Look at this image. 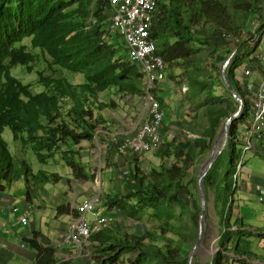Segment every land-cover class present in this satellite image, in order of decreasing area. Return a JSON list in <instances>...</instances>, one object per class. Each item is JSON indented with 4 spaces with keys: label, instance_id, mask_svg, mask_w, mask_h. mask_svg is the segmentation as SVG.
<instances>
[{
    "label": "trees",
    "instance_id": "obj_1",
    "mask_svg": "<svg viewBox=\"0 0 264 264\" xmlns=\"http://www.w3.org/2000/svg\"><path fill=\"white\" fill-rule=\"evenodd\" d=\"M170 1L168 5L159 2L153 38L168 72L179 71L189 86L194 111L185 128L200 137L179 140L174 149L164 141L154 152L161 165L148 171L142 169L139 157L134 162L126 160L128 165L122 169L127 173L113 178L123 191L107 196L105 207L123 211L125 219L138 223L137 229L129 234L118 231L113 224L94 234L90 261L93 264L188 263L198 236L200 200L196 174L189 182L185 180L202 156L211 151L218 125L239 107L220 75V66L233 52V44L224 34L242 38L248 33L251 29L248 18L260 15L264 0H175L176 5ZM109 23L107 0H0L1 193L21 180L28 182L35 193H48L47 185L63 179L44 169L35 172L27 156L24 157L28 154L45 166L59 156L66 172L75 180L94 177L80 163L79 146L93 142L99 136L98 130L110 124L103 112L114 109L116 101L111 97L106 102L101 95L137 96L143 94L145 85L140 69L127 59L124 43L117 46L111 42ZM38 51L45 60L41 72H37V83L43 89L34 91L30 84L13 76L12 70L22 66L26 73L32 74ZM244 56L241 44L227 69V77L243 97L244 106L231 126L225 150L205 177L206 194L213 192L216 201L226 190L231 191L230 180L238 158L235 130L251 109L231 75ZM58 70L71 74L72 80L54 75ZM6 128L13 140L18 141L19 157L7 145ZM104 144L107 150L119 151L116 143ZM228 148L232 151L230 165L225 157ZM173 158L172 163L165 162ZM148 213L159 222L160 233L144 226L142 220ZM57 214L75 216L76 211L68 204H60ZM229 214L230 211L222 227L227 243L222 242L221 234L222 252L213 257L212 264H228L229 252L246 257L251 253L250 242L243 250L240 243L252 233L244 235L245 231L231 230ZM231 233H237V240L228 247ZM39 236L34 232L28 239L36 253L33 264H60L56 248L50 243L42 244ZM197 262L196 257L194 264Z\"/></svg>",
    "mask_w": 264,
    "mask_h": 264
},
{
    "label": "rangeland",
    "instance_id": "obj_2",
    "mask_svg": "<svg viewBox=\"0 0 264 264\" xmlns=\"http://www.w3.org/2000/svg\"><path fill=\"white\" fill-rule=\"evenodd\" d=\"M70 1V0H64ZM161 4H170V0H160ZM177 3L173 0V5ZM261 11V10H260ZM261 15V14H260ZM259 14H254L248 18V24H251V20H258L261 16ZM111 35V42L114 45L121 46L123 43V38L116 32L110 30ZM25 43L29 44L28 40H25ZM39 55L38 62L35 64V71L32 74H28L25 72L24 67L17 66L12 70V75L20 78L24 83L30 84L31 88L35 91L39 89H43V87L37 83V72H41L44 64V58L41 57L39 51L35 52ZM69 74V73H68ZM66 75L64 71L58 70L54 73V75L66 76L72 80L73 76ZM79 77V76H78ZM170 78H168L169 80ZM174 82L172 79H170ZM143 94L135 95V96H117L110 93H103L101 95V100L109 102L111 97L116 101V107L114 109L105 110L103 113L105 117L110 121V124L107 126L108 128H100L98 130L99 136L93 140V142H84L79 146L80 151V163L84 166L87 173L90 175H94L92 179H88L86 181H80L73 179L65 170V167L61 163V159L59 156H56L54 160L48 162V165H40L34 156L32 155H24L27 156L28 160L32 164L33 170L36 172L39 169H44L49 172H54L63 177V179L55 184H49L46 186L48 193H44L42 191L35 193L31 189V185L24 180L13 182L12 184V196L17 197V200H27L28 195L30 194V205L32 207V211H34L33 215L29 216L30 221L20 227L29 230L32 224V219H35V223L39 230H45L47 233L48 231V241L51 243L57 250L56 258L60 262V264H93L91 261L92 258V244L91 247L89 246L86 251L88 255L87 258H75L69 252V248L66 249V245L63 243V234L65 232L67 224L73 219V215H58L57 214V206L60 204H68L70 207L74 209L76 205L81 203L83 199H96L100 198L98 209H102V213L106 215V212L111 211V208L105 207V200H106V193L109 191V188L112 186L117 189L118 186H114L118 184V181L115 178L117 175L120 176L122 171V163L125 157L117 152V150H107L106 145L102 142V140H106V143H116L120 138L134 134L137 131L138 127L141 124V121L144 117L145 113V105L143 100ZM120 97H127V98H120ZM132 98V99H131ZM223 122V120H222ZM222 122L218 125L217 135L222 126ZM241 122H245V119H242ZM240 122V123H241ZM236 134L239 136L240 132L237 129ZM102 137V138H100ZM4 138L7 142V145L12 149V151L16 154L21 156V151L18 148V141H14L12 138V133L10 129L6 128L4 131ZM108 141V142H107ZM20 143V142H19ZM110 143V144H112ZM223 143V138L220 139L218 146L220 147ZM215 145V141L212 143V147ZM242 150V144H236V153L239 156ZM264 147L260 146L257 147V152L250 151L246 156V167L250 171V177H257V178H264ZM122 152V151H120ZM128 153V152H125ZM211 151L204 154L200 159L198 164L197 170L195 172L196 176L201 171L202 166L208 159ZM120 154V155H119ZM131 156H135L133 154H129ZM232 156V151L228 148L225 152V157L227 163L230 165V159ZM140 158V159H139ZM137 160L139 162H143L144 166L142 169L148 171L152 167L160 166V159L155 155L154 152L148 153L145 155H140ZM169 159H166L165 162H168ZM174 161V158L173 160ZM238 161V160H237ZM235 162V164L237 163ZM164 164V163H162ZM102 177V179H101ZM231 182V180H230ZM119 185V189H121V184ZM232 191L226 190V192L222 195V200L220 199V205L226 206V202L228 203L229 196L231 195ZM7 193V192H6ZM102 198V199H101ZM9 202L15 201L13 197L7 198ZM214 197L211 194V198L209 203L207 202V213H206V232L205 237L202 245L198 248L195 258L197 257L198 264H212L213 257L221 253L220 247V236L222 234V242H226L227 236H223L222 229L218 227L215 223L212 225V215H214ZM22 206V205H20ZM259 206V205H258ZM37 207V209L35 208ZM248 207H245L243 211H246ZM106 210V211H105ZM224 210V209H223ZM220 212L219 216L225 217V213ZM114 211V210H113ZM151 212V211H150ZM149 212V213H150ZM144 216L142 222L144 226L149 229L150 231H158L160 233V229L158 228L159 222L156 221L155 218H151L150 214ZM224 213V214H223ZM116 216L115 229L120 232H125L129 234L135 233V229H137V222L125 219L122 214H113ZM225 219V218H223ZM56 220V222H55ZM56 223V224H55ZM172 223H175L173 221ZM261 224H264L263 222ZM56 226V227H55ZM55 227V228H54ZM51 229H54V233L52 234ZM106 229V228H105ZM261 231V230H259ZM257 232V231H256ZM246 231L245 234L246 235ZM226 235V234H225ZM235 234H230V239ZM168 236L171 237V234ZM167 236V237H168ZM243 236V235H241ZM251 241H246L242 239L240 243V249L243 250L247 246L246 244L249 243L250 252L248 257L236 256L232 252H229L227 255L228 260L226 263L228 264H264V234H257L252 232ZM164 243V241H162ZM29 246L31 244L28 241H25ZM229 245V243H228ZM233 245V244H231ZM91 249V250H90ZM248 249V248H247ZM232 257V258H231ZM242 257V258H241ZM254 257V258H253ZM256 257V258H255ZM241 259V260H240ZM231 260V261H230ZM237 260V261H236ZM249 260V262H248ZM76 261V262H75ZM195 262V260H194ZM241 262V263H240ZM244 262V263H243ZM263 262V263H262Z\"/></svg>",
    "mask_w": 264,
    "mask_h": 264
},
{
    "label": "built area",
    "instance_id": "obj_3",
    "mask_svg": "<svg viewBox=\"0 0 264 264\" xmlns=\"http://www.w3.org/2000/svg\"><path fill=\"white\" fill-rule=\"evenodd\" d=\"M198 1V0H192ZM160 0H107L109 7V30L116 31L122 38L127 49V59L135 64L144 78L143 100L145 105L144 117L134 134L122 137L120 150L127 154L145 155L156 152L164 142L162 128L164 111L156 99L155 90L166 80L167 66L157 53L156 41L153 38V21ZM260 19L251 22V29L242 38L225 33L227 41L233 44L232 56L237 53L241 44L250 51L244 56L240 65L236 66L234 78L243 84V95L251 106V118L238 142L242 144V156L236 163L232 177V203L242 190L243 174L245 171V156L250 151L257 152L256 140L264 139V6L260 11ZM246 57V59H245ZM245 62L258 64L246 65ZM243 66V67H242ZM256 69V73L252 68ZM263 70V71H262ZM188 86L183 85L178 92L186 93ZM189 138L197 135L185 131ZM127 171H122L125 175ZM258 201L264 202V185L255 186ZM10 198V197H9ZM100 198L85 199L74 207L76 216L67 224L63 234L64 245L70 247L69 252L75 258H87V248L91 247L94 234L111 227L116 221L98 209ZM8 213L15 219L16 224L23 225L30 221L31 209L10 202ZM229 207V206H228ZM4 210V209H2ZM6 211V210H5Z\"/></svg>",
    "mask_w": 264,
    "mask_h": 264
},
{
    "label": "crops",
    "instance_id": "obj_4",
    "mask_svg": "<svg viewBox=\"0 0 264 264\" xmlns=\"http://www.w3.org/2000/svg\"><path fill=\"white\" fill-rule=\"evenodd\" d=\"M153 25H154V21H153ZM262 45H263V49H264V37H263ZM156 46H157V42H156ZM249 54H250V51L248 49L246 50V48H244V55L247 56ZM245 59H246V57H245ZM245 64L246 65L258 64V62H253V63L245 62ZM233 68L234 69H232L231 75L234 78L235 77L234 72H235L236 67H233ZM251 68H252L253 72L256 73V69L254 67H251ZM168 71H169V69H167L166 80L164 82L160 83L158 85V88L156 89V98L158 101L160 100L159 102L162 105V109L163 110L165 109L164 110V116H165L164 120L165 121L163 123V128L161 130L164 133V135L162 133L163 140L165 142L170 143L171 144L170 147H172V149H174L176 146V143L179 140L182 141L185 138L192 139L186 135V132H185L186 128L185 127L188 126L187 121H189L193 115L192 111H194V107L192 106V103L190 102V97H191L190 96V90H188L186 93L178 92V89L180 87H182L183 85L188 86L186 81L181 76V73L179 71L171 70L170 74H169ZM168 78L172 79L174 82H172L170 79L168 80ZM234 80H235V78H234ZM236 83H237V85H239V88H240L241 92L243 93L244 92L243 84H241L237 81H236ZM188 88H189V86H188ZM250 108H251V106H250ZM250 118H251V109H250V112L248 114V117H245V122L239 123L237 128H236V130L237 129L239 130L240 135L242 133H244L246 127L248 126V124L250 122ZM236 130H235V136H236L235 142L238 144V143H240V142H238V138L240 135L238 136L236 134ZM195 135H197V134H195ZM197 136L200 137L199 135H197ZM217 137H218V135H217ZM217 137H216V139H217ZM121 139L122 138L119 139L120 143L117 144V142L119 140L116 142V144L119 148V151H117V152L122 151V150H120V145L122 143ZM216 139H215V142H216ZM255 144H257L258 147H260V146L264 147V139L256 140ZM214 146L212 147L211 152H212ZM120 153H122V155L125 157V159L122 163L123 166L128 165L126 160H130V161L134 162L135 158L140 156V155H135L133 157V156H131V155H129L123 151ZM241 156H242V153H240V155L238 156L236 161L239 160V158ZM245 160H246V156H245ZM159 161H160V163H159V165H160L161 160H159ZM246 161H245V171H244V174L242 177L243 178L242 190H241L240 194L237 195V199L232 203L233 207L231 206L230 209H227L228 203H231V202H229L230 196H229L228 203L226 202L227 207L224 206V204L220 205L219 204L220 201H216L214 198L215 202H214V215H212V225L216 223L218 225V227L220 229H222V227L224 225V221L226 220L223 218H225L226 216L221 217V216H219V214L224 209L223 212L225 213V215L227 214L228 210L230 211L229 218H230V223L232 225L231 230H233L234 232L246 231V232H250V233L255 232L257 234H264V224H261L262 222L264 223V202L261 203L258 201L257 193L255 191V186L257 184L264 185V178L262 179V178H257L254 176L250 177L249 176L250 171L246 167ZM143 162L141 163L142 167L144 166ZM168 162L170 164L173 161L168 160ZM199 162L200 161H198V164H199ZM198 164L195 166L193 171H191L192 173L188 177H186L185 183L189 182L190 179L194 176V174L197 170ZM131 166H132V164H131ZM121 170H124V169H121ZM231 184H232V180H231ZM114 186H118L117 189H115L113 187V184H112V186L109 188V191L106 193V197L109 195H115V194L123 191L122 188L119 189L118 184L115 185V183H114ZM11 188L6 191L7 193L6 192H3V193L0 192V264H33L35 259H36V253L34 252L32 246H29L27 243H25V241L29 242L28 239L31 237L32 233L36 232L37 234L40 235L39 239H43L42 244L45 242L49 243V241H48L49 239L47 237L49 231L46 233L45 230H41V229L39 230V228L37 227V224L34 222L35 219H32V224H30L31 227L29 228V230H26L25 228L20 227V225L16 224L15 219L11 218V216L8 213V207L10 206L11 203L9 202V200H7V198L13 197V199H15V201L12 202L13 204H19V205H23L25 207H29L31 209V211H32V207L30 205V199H27L25 201L24 200H17L18 199L17 197L12 196V194H11L12 189ZM191 189H192V194L196 195V192L193 189V187H191ZM211 194L213 195V197H215V194L213 192L208 194V196H207V202L208 203H209V200L211 198ZM84 200L85 199H83V201ZM199 200H200V196H199ZM221 200H222V197H221ZM245 207H248V208L246 211H243V209ZM35 208L37 209V207H35ZM2 209H4V210H2ZM33 213H34V211L31 212V216L33 215ZM119 213L123 215V211H120L118 208L114 207V208H111V211L106 212V215L116 218V216H114L113 214L118 215ZM55 222H56V220H55ZM259 230H261V231H259ZM51 231H52V234L55 232L54 229H51ZM233 234H235V235L228 242L229 243L228 247H230L231 244H234L237 240V233H233ZM244 239L251 241V239H253V238H252V236H250V237L246 236V237H244ZM251 243H252V241H251ZM50 245H51V243H50ZM68 248H70V247L66 246V249H68ZM228 255L231 256V254H228Z\"/></svg>",
    "mask_w": 264,
    "mask_h": 264
},
{
    "label": "water",
    "instance_id": "obj_5",
    "mask_svg": "<svg viewBox=\"0 0 264 264\" xmlns=\"http://www.w3.org/2000/svg\"><path fill=\"white\" fill-rule=\"evenodd\" d=\"M233 56L231 55L224 63L220 66V75L222 82L225 88L232 94L234 100L238 103L239 107L238 110L233 113L229 118H226L221 126L219 131L218 137L215 142V146L209 155L208 159L204 163L201 168L199 175L197 176V187L200 196V215H199V229H198V236L196 240V244L192 248L189 253L188 263L187 264H194L195 256L197 253L198 248L202 245L205 237L206 232V213H207V195L205 189V177L213 167L214 163L218 159V157L223 153L225 150L229 138H230V129L232 124L240 117L243 106L244 100L243 97L234 89L232 84L230 83L227 77V68L232 61ZM223 138V143L219 147L218 143L220 139Z\"/></svg>",
    "mask_w": 264,
    "mask_h": 264
},
{
    "label": "bare ground",
    "instance_id": "obj_6",
    "mask_svg": "<svg viewBox=\"0 0 264 264\" xmlns=\"http://www.w3.org/2000/svg\"><path fill=\"white\" fill-rule=\"evenodd\" d=\"M156 48H157V46H156ZM228 67H229V66H228ZM227 69H228V68H227ZM169 74H170V73H169ZM157 88H158V87H157ZM155 94H156V90H155ZM182 94H183V93H182ZM142 96H143V95H142ZM127 99H128V98H127ZM131 99H132V98H131ZM156 99H157V98H156ZM159 101H160V100H159ZM159 101H158V102H159ZM159 103H160V102H159ZM160 104H161V103H160ZM161 107H162V105H161ZM164 110H165V109H164ZM164 110H163V111H164ZM164 117H165V116H164ZM164 121H165V120H164ZM162 133H163V132H162ZM163 135H164V133H163ZM107 142H108V141H107ZM104 143H105V142H104ZM110 143H112V142H110ZM113 144H114V143H113ZM116 145H117V144H116ZM116 147H117V146H116ZM121 154H122V153H121ZM119 155H120V154H119ZM226 207H227V206H226ZM232 207H233V206H232ZM232 213H233V212H232ZM231 219H232V218H231ZM236 221H237V220H236ZM234 226H235V225H234ZM238 229H239V228H238ZM238 229H237V230H238ZM245 240H246V239H245ZM246 241H247V240H246ZM90 250H91V249H90ZM241 258H242V257H241ZM253 258H254V257H253ZM255 258H256V257H255ZM240 260H241V259H240ZM236 261H237V260H236ZM248 261H249V260H248ZM240 263H241V262H240ZM243 263H244V262H243ZM262 263H263V262H262ZM260 264H261V263H260Z\"/></svg>",
    "mask_w": 264,
    "mask_h": 264
},
{
    "label": "clouds",
    "instance_id": "obj_7",
    "mask_svg": "<svg viewBox=\"0 0 264 264\" xmlns=\"http://www.w3.org/2000/svg\"><path fill=\"white\" fill-rule=\"evenodd\" d=\"M26 72V71H25ZM29 74V73H28ZM20 79V78H19ZM26 84V83H25ZM199 138V137H198ZM195 139V138H194ZM236 166V165H235ZM232 183H233V180H232ZM231 189H232V187H231ZM232 191V190H231ZM231 195H232V192H231ZM231 195H230V200H231ZM230 200H229V202H230ZM227 206H229L227 209H230L231 208V203H228V205ZM229 212V210L227 211V213Z\"/></svg>",
    "mask_w": 264,
    "mask_h": 264
}]
</instances>
